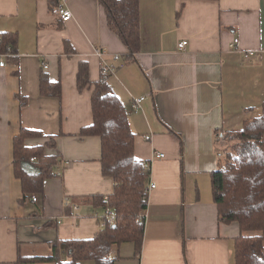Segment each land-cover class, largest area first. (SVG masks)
<instances>
[{"label": "crops", "instance_id": "0c3cea01", "mask_svg": "<svg viewBox=\"0 0 264 264\" xmlns=\"http://www.w3.org/2000/svg\"><path fill=\"white\" fill-rule=\"evenodd\" d=\"M58 6L68 8L72 19L63 22L49 0H0V33L18 34L17 54H0L5 63L0 66V264H15L20 255H52L53 243L91 239L104 229L95 215L102 217L105 210L86 198L107 200L114 182L102 173L100 139L80 136L93 122L99 48L118 66L108 84L128 112L135 156L151 163L150 184L156 186L148 193L141 256L134 244L125 243L110 259L114 264H236L240 228L220 222L211 174L221 132L239 130L262 114L264 0H140L141 45L132 62L98 0H59ZM236 38L239 50L230 47ZM183 41L188 45L180 50ZM248 52L255 56L246 59ZM82 63L89 67L91 84L80 91ZM42 80L58 84L61 97L42 94ZM142 97L141 109L133 111V101ZM22 128L55 136L56 147L46 152L60 161L58 176L45 182V196L35 195L36 203L31 196L23 205L13 146ZM171 129L182 137L183 153ZM47 141L30 138L26 144ZM30 164L24 169L35 174ZM66 198L77 210L64 205Z\"/></svg>", "mask_w": 264, "mask_h": 264}, {"label": "trees", "instance_id": "16d2710c", "mask_svg": "<svg viewBox=\"0 0 264 264\" xmlns=\"http://www.w3.org/2000/svg\"><path fill=\"white\" fill-rule=\"evenodd\" d=\"M98 1L107 14L111 31L126 46L129 61H135L141 45L140 0ZM49 2L50 10L59 15V0ZM17 44V33H0V54L16 55ZM90 84L89 67L82 63L78 87L81 91ZM94 86L93 122L82 129L80 136L100 139L102 173L114 182V191L107 200L101 195L86 199L97 209H111L115 222L91 239L57 241L51 245L52 255H20L15 264H114L109 256L125 243L134 244L137 257L142 254L151 163L135 156L136 135L123 102L108 82L100 80ZM41 92L56 97H61L62 93L58 84L46 80H42ZM20 101L22 107L26 105V99ZM170 132L179 138L183 153L182 137L172 129ZM216 134L219 135V131ZM221 134L226 146L216 149L217 169L211 174L219 220L239 225L240 235L234 243L236 264H264V104L260 116L245 120L239 130L222 131ZM30 138H47L48 141L43 145L28 146L26 140ZM13 146L15 175L22 184L20 204L23 205L33 195L45 196V182L58 176L55 170L60 161L46 152L56 147L55 136L44 137L39 131L22 128L14 138ZM26 163H32L37 172H26Z\"/></svg>", "mask_w": 264, "mask_h": 264}, {"label": "built area", "instance_id": "2783aa9c", "mask_svg": "<svg viewBox=\"0 0 264 264\" xmlns=\"http://www.w3.org/2000/svg\"><path fill=\"white\" fill-rule=\"evenodd\" d=\"M59 15H60V18L63 22H68L69 20L72 19V13L71 11L66 8L65 6L63 7H60L59 9ZM239 44H240V40L239 39H234L233 43L231 44V48L234 49V50H239ZM188 45V42L187 41H183L181 43H179L178 45V48L180 50H184L186 48V46ZM97 55L101 58L102 62H101V80L103 82H108L109 78L113 75L116 74L117 70H118V66L116 64H112L108 61H106L104 59V51L102 49H97L96 51ZM255 56V53L254 52H248L245 54V58L248 59L250 57H254ZM114 61L115 62H118L120 61V56L118 55H115L114 56ZM5 63L4 61H1L0 62V66L1 67H4ZM43 68L44 69H48V66L47 64H43ZM145 100L144 97L140 98V99H135L132 103V110L135 111V112H138L141 107H142V102ZM150 136H147L145 137L146 140H150ZM156 158L158 159H164L165 158V154L163 153H156ZM32 161H35V159H32ZM65 163H61V165L64 166ZM61 173V172H60ZM156 186L154 184H150L149 187H148V193L155 189ZM38 200L37 196L33 195L32 196V202L33 203H36ZM64 205L67 206V207H71L72 206V203L70 201L69 198H66L65 201H64ZM75 210H77V207L76 206H72ZM96 217H100L103 222H102V226L103 227H106L108 224H114L115 222V214L114 212L107 208L104 213H103V216L101 217L100 215L96 214L95 215ZM60 224V222H59ZM110 258V256H109Z\"/></svg>", "mask_w": 264, "mask_h": 264}, {"label": "rangeland", "instance_id": "374dc122", "mask_svg": "<svg viewBox=\"0 0 264 264\" xmlns=\"http://www.w3.org/2000/svg\"><path fill=\"white\" fill-rule=\"evenodd\" d=\"M224 146H226L225 141H223L222 144H221V147H224ZM30 165H31V166H34L33 164H30Z\"/></svg>", "mask_w": 264, "mask_h": 264}]
</instances>
